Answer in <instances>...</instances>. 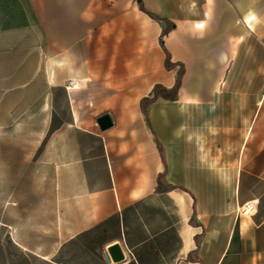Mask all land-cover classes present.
<instances>
[{
  "label": "crops",
  "instance_id": "1",
  "mask_svg": "<svg viewBox=\"0 0 264 264\" xmlns=\"http://www.w3.org/2000/svg\"><path fill=\"white\" fill-rule=\"evenodd\" d=\"M141 1L0 0V264H264V0Z\"/></svg>",
  "mask_w": 264,
  "mask_h": 264
},
{
  "label": "water",
  "instance_id": "2",
  "mask_svg": "<svg viewBox=\"0 0 264 264\" xmlns=\"http://www.w3.org/2000/svg\"><path fill=\"white\" fill-rule=\"evenodd\" d=\"M98 123L102 129H106L112 125L110 116L104 115L98 119ZM108 253L114 262H121L125 258L122 247L119 244L113 245L108 249Z\"/></svg>",
  "mask_w": 264,
  "mask_h": 264
},
{
  "label": "built area",
  "instance_id": "3",
  "mask_svg": "<svg viewBox=\"0 0 264 264\" xmlns=\"http://www.w3.org/2000/svg\"><path fill=\"white\" fill-rule=\"evenodd\" d=\"M255 208H256L255 203H253V202H249V203H246V204L242 207L241 212H242V214H244V215H248V216H250V215H252V214L255 212Z\"/></svg>",
  "mask_w": 264,
  "mask_h": 264
},
{
  "label": "trees",
  "instance_id": "4",
  "mask_svg": "<svg viewBox=\"0 0 264 264\" xmlns=\"http://www.w3.org/2000/svg\"><path fill=\"white\" fill-rule=\"evenodd\" d=\"M141 6V8L143 9V6H142V1L141 0H137ZM161 45L164 47V43L162 42L161 40ZM168 60H169V56H168V59H167V64H168ZM179 84H180V81H178L177 85L175 86V88L173 89V91L170 92V95L171 96H175L178 92V88H179Z\"/></svg>",
  "mask_w": 264,
  "mask_h": 264
}]
</instances>
